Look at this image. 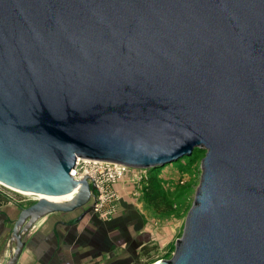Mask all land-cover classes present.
I'll list each match as a JSON object with an SVG mask.
<instances>
[{
    "label": "water",
    "instance_id": "1",
    "mask_svg": "<svg viewBox=\"0 0 264 264\" xmlns=\"http://www.w3.org/2000/svg\"><path fill=\"white\" fill-rule=\"evenodd\" d=\"M195 147L183 229L156 264H264V0H0V182L42 196L3 264L46 213L89 212L77 157L149 170Z\"/></svg>",
    "mask_w": 264,
    "mask_h": 264
},
{
    "label": "rangeland",
    "instance_id": "2",
    "mask_svg": "<svg viewBox=\"0 0 264 264\" xmlns=\"http://www.w3.org/2000/svg\"><path fill=\"white\" fill-rule=\"evenodd\" d=\"M203 154L195 147L189 155L146 169L145 180L136 185L124 179L118 181L121 201L116 213L102 219L87 212L73 229L76 234L69 240L68 249L80 255L79 263L151 264L160 257H170L198 183ZM6 192L7 203L17 210L35 201L32 195ZM150 194L156 195L155 205L149 202ZM78 209L54 211L53 215L56 220H69Z\"/></svg>",
    "mask_w": 264,
    "mask_h": 264
},
{
    "label": "crops",
    "instance_id": "3",
    "mask_svg": "<svg viewBox=\"0 0 264 264\" xmlns=\"http://www.w3.org/2000/svg\"><path fill=\"white\" fill-rule=\"evenodd\" d=\"M18 211L7 202L0 205V264L7 260L14 247L10 233ZM54 213H46L24 233V244L15 264H80V255H73L68 249L69 240L76 234L73 229L79 226L80 219L69 223L72 219L56 220Z\"/></svg>",
    "mask_w": 264,
    "mask_h": 264
},
{
    "label": "built area",
    "instance_id": "4",
    "mask_svg": "<svg viewBox=\"0 0 264 264\" xmlns=\"http://www.w3.org/2000/svg\"><path fill=\"white\" fill-rule=\"evenodd\" d=\"M69 174L77 180L84 174L89 176L85 178L89 185V212L103 219L114 215L119 207L121 194L116 183L122 179L135 185L143 182L146 169L109 160L77 157ZM6 190L11 189L0 183V205L9 200Z\"/></svg>",
    "mask_w": 264,
    "mask_h": 264
},
{
    "label": "bare ground",
    "instance_id": "5",
    "mask_svg": "<svg viewBox=\"0 0 264 264\" xmlns=\"http://www.w3.org/2000/svg\"><path fill=\"white\" fill-rule=\"evenodd\" d=\"M1 183V182H0ZM6 187H8L9 189L15 191V192H18V193H21V194H28V195H31L29 192H26V191H20V190H17L11 186H8L6 184H4ZM75 194V190L71 191V192H68V193H65L63 195H59V196H45L49 201H57V202H65V201H68L69 199H71V197ZM35 199H38L39 197H42L40 196L39 194H34L32 195ZM40 219V218H38ZM37 219V220H38ZM36 222V220L32 223L34 224ZM156 262H153L151 264H156Z\"/></svg>",
    "mask_w": 264,
    "mask_h": 264
},
{
    "label": "trees",
    "instance_id": "6",
    "mask_svg": "<svg viewBox=\"0 0 264 264\" xmlns=\"http://www.w3.org/2000/svg\"><path fill=\"white\" fill-rule=\"evenodd\" d=\"M150 195H152V196L149 198V202H151L153 205H155V203H156V195L155 194L154 195L150 194ZM141 249H142V251L144 253H146L147 249H145L144 245L141 246ZM144 262H148V261L145 260Z\"/></svg>",
    "mask_w": 264,
    "mask_h": 264
},
{
    "label": "flooded vegetation",
    "instance_id": "7",
    "mask_svg": "<svg viewBox=\"0 0 264 264\" xmlns=\"http://www.w3.org/2000/svg\"><path fill=\"white\" fill-rule=\"evenodd\" d=\"M80 212V211H79ZM78 214V213H77Z\"/></svg>",
    "mask_w": 264,
    "mask_h": 264
}]
</instances>
